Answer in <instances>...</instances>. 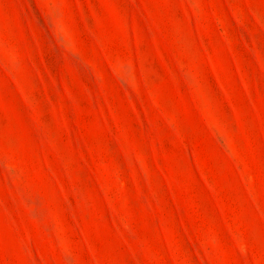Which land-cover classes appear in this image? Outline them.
Returning <instances> with one entry per match:
<instances>
[{"label": "rangeland", "instance_id": "rangeland-1", "mask_svg": "<svg viewBox=\"0 0 264 264\" xmlns=\"http://www.w3.org/2000/svg\"><path fill=\"white\" fill-rule=\"evenodd\" d=\"M0 264H264V0H0Z\"/></svg>", "mask_w": 264, "mask_h": 264}]
</instances>
